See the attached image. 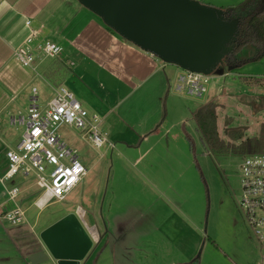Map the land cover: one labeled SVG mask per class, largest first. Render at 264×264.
Masks as SVG:
<instances>
[{"label":"rangeland","instance_id":"374dc122","mask_svg":"<svg viewBox=\"0 0 264 264\" xmlns=\"http://www.w3.org/2000/svg\"><path fill=\"white\" fill-rule=\"evenodd\" d=\"M197 1L217 9L229 10L238 7L246 0ZM114 34L127 42L116 33ZM244 50L246 51L244 48L235 54L236 58L243 55ZM36 57V64L37 60L44 62L52 60L44 59L41 52H36ZM158 61L166 68L167 94L169 96L167 95V99L165 98L163 103L166 119L162 120L161 134L158 135V139L162 138V140L158 142L160 145L156 147L154 153L147 154L146 157L141 158L140 163H136V160L140 159V155L148 148L143 147L141 150L130 151L123 147L121 141L111 135L108 136V139L115 145L114 148L111 149L108 144L97 148L86 135V131L62 126L58 135L77 152L79 161L89 171L84 182L63 201L55 200L42 211L34 206L42 194V191L35 185L34 175L28 177L18 175L10 182H6L4 187L8 189L18 187L23 191L17 203L25 211L23 229L20 228L26 241L24 242L25 248L27 244H29L28 247H37L41 233L50 222L59 221L67 214L75 213L78 208L86 212L98 210L99 213L106 214V217L111 215L118 218L120 223L127 220L129 216L130 220L141 225L145 221L140 219L142 218L140 213L146 210L148 213L151 212L149 217L156 218L153 223L147 221L150 227L157 226V229L160 227V233L149 229L150 236L146 238L149 241V246L146 241L145 253L139 250L136 252V257L133 259L135 264H169L171 260L175 259L178 262H183L184 253L178 248L179 244L173 253L170 251L169 258L165 259L167 240L178 239L181 241L178 236L179 231L175 233L173 226L180 229V232L189 235L191 240L200 241L199 252L194 254L191 264H250L251 261V264H264L258 243L252 239L251 243H246L252 232L238 207L240 198L239 165L246 155L218 156L206 152L196 130L197 122L195 120L199 108L206 103L215 102L220 106L217 112L218 132L225 142H230L227 132L229 128L241 130L244 139L258 138L261 126L264 124V113L253 114L250 107L240 103L238 95L264 93V88H252L240 81V77H264V59L233 69H230L224 62L209 76V92L202 99L193 98L186 92L174 91L178 83V76L183 70L177 66L165 64L159 59ZM39 73H41V69ZM33 75L36 76L34 85L39 91L40 105L44 108L45 104L55 97V91L59 87H51L38 77L37 73H33ZM64 88L73 91L66 84ZM74 94L90 116L93 114L102 116L91 105L81 100L76 93ZM29 105L28 96L25 106L20 110L21 114L16 112L15 115L17 117L27 116ZM226 120H228L227 125ZM14 128H18L21 133L25 130L20 126ZM101 129L104 130L103 126ZM189 138L193 140V152ZM137 139L139 145L143 144V138L140 139L137 136ZM4 187L0 186V190L5 192ZM5 195L7 198L6 193ZM12 204L11 207L14 209V204ZM181 213H184L189 221L188 219L183 221ZM2 219L5 227H2L0 231L3 238H7L5 229H10L11 224L7 223L6 219ZM92 219L93 216L90 213L87 218L89 226L95 223ZM238 224H241L245 230V235L240 236V231L237 230ZM32 228L35 234L30 231ZM190 229H193V233L190 232ZM167 230L171 231L168 236H166ZM11 231L13 229L8 234L14 236ZM195 231H197V235ZM209 236L214 242L221 245V249L209 243ZM134 237L138 243L140 237ZM204 243H206L205 249L203 248ZM241 253L245 257L239 261L237 257Z\"/></svg>","mask_w":264,"mask_h":264},{"label":"crops","instance_id":"0c3cea01","mask_svg":"<svg viewBox=\"0 0 264 264\" xmlns=\"http://www.w3.org/2000/svg\"><path fill=\"white\" fill-rule=\"evenodd\" d=\"M27 22H30L29 27ZM31 30L39 33L35 46L51 41L63 48L62 55L56 60L66 65L71 74L61 87L65 84L70 86L74 91L70 92L76 93L81 100L102 114V118H99L104 128L103 133L118 139L130 151L148 148L136 163L156 151V147L160 145L158 142L162 140L158 139V135L161 134V124L166 113L163 103L168 95L166 68L156 57L118 38L97 16L76 0H0V178L7 170L6 152L15 148L24 134L14 128L19 125H12L11 117L16 116V112L21 114L20 110L25 106L28 96L30 100L32 89L36 88V76L33 73H37L51 87H58L45 75L56 60H37L34 71L24 68L15 59L14 51L23 45ZM263 94L247 96L260 97ZM137 136L143 138L144 145H139ZM153 139L155 142L152 143ZM83 182L84 180L81 183ZM0 186L3 188L1 184ZM5 193L0 190V229L5 227L2 215L13 208ZM22 193L23 191L21 195ZM90 213L95 222L91 226L87 223ZM102 213L98 210L86 212L81 208L75 213H69L76 214L93 241L94 248L82 264H135L133 259L136 252L139 250L145 253L146 241L149 246V241L146 240L150 236L149 229L160 233V227H150L149 223H153L156 218L149 217L151 212L146 210L140 213V219L145 221L143 225L130 220L129 216L120 223L118 218L111 215L106 217ZM181 216L183 221H189L184 213ZM55 222L57 221L50 222L46 229ZM9 227L11 228L5 229L7 238H3L0 231V264H30L29 256L40 249L28 247L29 244L25 248L26 241L23 231H20L22 224ZM11 229L14 236L8 234ZM173 230L175 233L179 231L181 241L167 240L165 259L169 258L170 251L173 253L179 244L178 248L184 253L183 262L175 259L169 264H191L194 254L199 252L200 241L191 240L189 235L180 232L176 226H173ZM237 230L240 231V236L246 234L241 224H238ZM30 231L33 232L34 229ZM190 232L193 233V229ZM195 232L197 235V231ZM170 233L169 230L166 236ZM134 236L140 237L138 243ZM251 239L256 241L250 234L246 243H251ZM208 240L221 249V245L210 236ZM205 246L206 243L203 244L204 249ZM243 257L245 255L241 253L237 259L241 261Z\"/></svg>","mask_w":264,"mask_h":264},{"label":"built area","instance_id":"2783aa9c","mask_svg":"<svg viewBox=\"0 0 264 264\" xmlns=\"http://www.w3.org/2000/svg\"><path fill=\"white\" fill-rule=\"evenodd\" d=\"M26 25L29 27L30 22ZM38 35L37 31L31 30L23 45L14 51L15 59L21 66L34 71L36 52H41L44 59L52 60L58 59L63 53V48L51 41L35 46ZM177 80L174 91L178 93L186 92L193 98L202 99L209 92L208 76L183 71ZM55 93V97L42 108L38 89L33 88L27 116L11 117V124L22 126L25 131L20 143L6 152L7 170L0 178V184L4 187L6 182L18 175H34L35 185L42 191L41 198L35 203L40 210L50 201H63L88 174V170L79 161L77 152L58 135L62 126L86 131L97 148H102L105 144L114 148L107 134L101 130L98 115L90 116L75 95L64 87H60ZM239 171L238 207L262 251L261 258L264 262V151L244 156ZM4 188L14 209L9 210L3 218L12 226H20L25 222V211L17 203L21 190L18 187ZM43 200L42 207L40 203Z\"/></svg>","mask_w":264,"mask_h":264},{"label":"water","instance_id":"95a60500","mask_svg":"<svg viewBox=\"0 0 264 264\" xmlns=\"http://www.w3.org/2000/svg\"><path fill=\"white\" fill-rule=\"evenodd\" d=\"M127 42L165 64L211 76L235 54L241 27L224 10L197 0H76ZM93 241L76 214L44 230L30 264H82Z\"/></svg>","mask_w":264,"mask_h":264},{"label":"trees","instance_id":"16d2710c","mask_svg":"<svg viewBox=\"0 0 264 264\" xmlns=\"http://www.w3.org/2000/svg\"><path fill=\"white\" fill-rule=\"evenodd\" d=\"M233 19H240L241 27L238 37V48L243 55H230L225 63L230 69L240 67L247 63H256L264 59V0H246L238 7L224 10ZM109 31L113 32L108 28ZM114 33V32H113ZM71 74L70 69L61 61L56 60L45 75L55 86L61 87L66 78ZM240 81L252 88H264V77H240ZM241 104L252 109L253 114L264 111V96L253 97L242 95L238 97ZM219 104L210 102L201 108L195 115L196 130L200 135V141L206 152L213 155H251L261 154L264 151V124L258 138L244 139L241 130L227 129L230 142H225L219 135L217 119ZM192 152L193 140L189 138ZM196 156V155H195Z\"/></svg>","mask_w":264,"mask_h":264},{"label":"bare ground","instance_id":"6f19581e","mask_svg":"<svg viewBox=\"0 0 264 264\" xmlns=\"http://www.w3.org/2000/svg\"><path fill=\"white\" fill-rule=\"evenodd\" d=\"M53 201H50L49 203H47V205L45 207L44 206V200L40 203V206L43 207V209H45L46 207H48Z\"/></svg>","mask_w":264,"mask_h":264}]
</instances>
